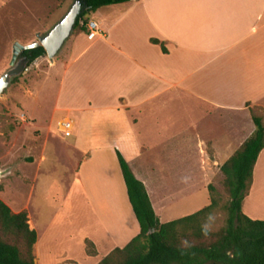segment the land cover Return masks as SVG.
Here are the masks:
<instances>
[{
  "label": "crops",
  "instance_id": "crops-1",
  "mask_svg": "<svg viewBox=\"0 0 264 264\" xmlns=\"http://www.w3.org/2000/svg\"><path fill=\"white\" fill-rule=\"evenodd\" d=\"M87 18L97 23L98 33L89 39L81 29L71 32L68 49L75 55L62 64L55 103L58 106L63 97L70 67L87 58L77 73L90 69L97 88L84 103L64 109L79 113L87 124L95 111L114 123L115 134L108 141L82 135L86 130L80 127L69 144L84 149L75 177L101 231L106 255L123 247L139 226L129 201L127 207L116 208V215L101 204L100 214L99 194L91 193L79 171L95 159L101 174L104 149L112 150L111 160L118 151L144 184L156 216L157 209L164 212L185 194L187 186L193 190L187 179L191 183L215 174L212 164L219 170L253 133L249 108L264 111V0H128L101 6ZM152 39L162 42L165 51ZM21 210L36 232L34 264H41L37 223L30 220L27 205ZM241 211L264 220V148Z\"/></svg>",
  "mask_w": 264,
  "mask_h": 264
},
{
  "label": "rangeland",
  "instance_id": "rangeland-1",
  "mask_svg": "<svg viewBox=\"0 0 264 264\" xmlns=\"http://www.w3.org/2000/svg\"><path fill=\"white\" fill-rule=\"evenodd\" d=\"M72 2L0 0V75L9 67L13 44L36 41L37 36L44 35L65 15ZM71 40L72 35L52 61L46 54L36 58L0 96V199L13 212L27 205L30 220L37 223L41 264H96L105 256L101 231L75 177L84 149H72L69 144L80 127L86 130L82 135L90 134L95 139L108 141L115 134L114 123L112 119L102 118L100 111H95L87 124L79 113L64 109L71 104L84 103L91 89L97 88L96 75L90 69L80 68L77 73V67L83 64L85 57L70 67L62 88L63 97L58 106L55 103L62 64L71 62L75 55L74 49H68ZM81 43L84 45V40ZM249 110L251 115L259 116L264 122V111L260 106ZM21 113L24 120L18 117ZM65 116L74 122L73 134L68 137L60 132L58 125ZM104 151L101 174L95 159L86 162L79 174L91 193L99 194L96 202L100 214L102 204L108 213L116 215V208L123 209L129 203L117 158L112 156L111 160V149ZM212 166L215 174H206L200 181H185L196 189L187 186L186 193L171 202L164 212L157 209L161 222L193 213L207 205L210 200L207 185L212 184L217 205L204 226L212 232L223 226L228 194L223 184L224 176L214 164ZM84 238L92 243L97 241L95 254L86 253Z\"/></svg>",
  "mask_w": 264,
  "mask_h": 264
},
{
  "label": "trees",
  "instance_id": "trees-1",
  "mask_svg": "<svg viewBox=\"0 0 264 264\" xmlns=\"http://www.w3.org/2000/svg\"><path fill=\"white\" fill-rule=\"evenodd\" d=\"M128 0H80L81 12L73 30L85 28L79 18L101 6ZM159 43L165 51L162 42ZM28 64L45 55L42 46L20 52ZM16 79H14L15 81ZM253 133L219 167L228 194L223 226L212 232L204 226L217 202L215 189L207 185L209 203L199 210L167 222H159L145 186L116 151L128 201L139 231L123 247H115L96 264H264V220H253L241 211V201L248 193L252 170L264 148V122L251 115ZM36 232L28 224L27 212H13L0 199V264H34L33 245ZM86 253L95 254L94 245L85 240Z\"/></svg>",
  "mask_w": 264,
  "mask_h": 264
},
{
  "label": "water",
  "instance_id": "water-1",
  "mask_svg": "<svg viewBox=\"0 0 264 264\" xmlns=\"http://www.w3.org/2000/svg\"><path fill=\"white\" fill-rule=\"evenodd\" d=\"M81 12L80 0H73L65 15L54 24L44 35L37 36V40L28 44L15 42L12 47V55L9 67L0 75V96L11 85L13 80L21 75L28 67V61L20 56L25 49L42 46L47 58L52 61L65 40L70 36L75 20Z\"/></svg>",
  "mask_w": 264,
  "mask_h": 264
},
{
  "label": "built area",
  "instance_id": "built-area-1",
  "mask_svg": "<svg viewBox=\"0 0 264 264\" xmlns=\"http://www.w3.org/2000/svg\"><path fill=\"white\" fill-rule=\"evenodd\" d=\"M78 24L85 28L87 38L91 39L92 37L97 35L98 25L95 21H93L91 19L84 20V18H79ZM18 117L20 120H24L23 113L19 114ZM58 125H59L60 132L64 136L68 137V136L72 135L74 125H73V121L71 119L65 117L58 122Z\"/></svg>",
  "mask_w": 264,
  "mask_h": 264
}]
</instances>
